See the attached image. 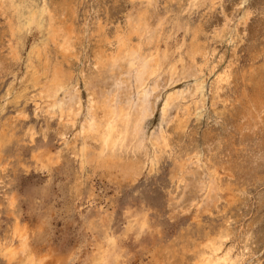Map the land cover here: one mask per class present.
I'll list each match as a JSON object with an SVG mask.
<instances>
[{
  "label": "rangeland",
  "instance_id": "1",
  "mask_svg": "<svg viewBox=\"0 0 264 264\" xmlns=\"http://www.w3.org/2000/svg\"><path fill=\"white\" fill-rule=\"evenodd\" d=\"M69 1L74 11V33L80 37L75 54L66 59L51 45L49 57H58L72 76L80 71L90 74L102 36L112 38L123 26L126 13L138 2ZM153 12L165 17L163 30L168 35V47L174 48L181 39L188 42L190 29L196 28L199 42L208 52V66H213L211 72L206 71L209 85L205 87L204 109L198 118H189L184 133L171 135L172 154L199 151L207 165L219 172L222 184L236 188L239 199L232 203L221 199L216 206L200 212H196L195 202L190 205L185 201L183 207L173 210L169 200L175 193V181L168 150L157 164H146L133 181L115 169L109 173L94 163L80 168L77 147L81 138L76 132L81 114L72 128L64 118L46 113L36 105L40 101L37 87L28 82V52L40 43L41 33L36 28L22 31L19 42L8 34V17L0 11V130H9L11 136L0 153V242L10 240L11 229L18 222L26 226L30 243L49 253L47 264H84L85 255L103 240V230L94 224L101 214L104 228L121 247L123 264H190L194 254L186 238L219 230L227 231L223 248L231 247L240 257L237 264H264V114L252 119L244 115L247 98L257 87L259 77H264V0H204L197 5L188 0H157ZM179 20L182 28L175 27ZM10 44H17L18 60L12 58ZM177 56L173 53L172 59ZM34 64L39 62L35 60ZM224 66L230 78L215 90L211 81ZM185 81L178 80L167 90L181 89ZM79 90L85 107L86 89L81 81ZM159 105L150 118L148 131L156 127ZM170 123L167 130L173 131ZM46 154L54 164L40 161ZM149 180L152 187L142 195ZM136 212H145L150 227L140 236L126 228L129 213ZM154 248L158 258L150 259ZM55 257L59 261H53ZM0 264H6L2 256Z\"/></svg>",
  "mask_w": 264,
  "mask_h": 264
},
{
  "label": "bare ground",
  "instance_id": "2",
  "mask_svg": "<svg viewBox=\"0 0 264 264\" xmlns=\"http://www.w3.org/2000/svg\"><path fill=\"white\" fill-rule=\"evenodd\" d=\"M136 1L138 6L126 13L123 26H119L113 37L102 36L103 43L97 46L91 73L80 71L73 76L58 57L54 60L49 57L51 45L57 54L66 59L75 54L74 46L80 37L74 33V11L69 0H0V11L8 17V34L19 39V42L22 31L36 28L41 33L40 43L34 44L28 52V69L24 66L28 73L25 74L28 75V82L38 89L37 99L40 101L37 107L44 108L51 116L64 118L71 126L76 124L81 114L76 129V136L81 138L77 147L80 168L86 163H94L109 173L115 169L123 178L133 181L146 164L152 167L160 155L168 150L173 163L171 177L175 181V193H171L169 200L173 210L178 206L183 207L185 201H189L190 205L195 202L196 212L209 210L221 199L232 203L239 199L236 188L231 184H222L219 172L207 165L199 151L186 150L175 155L171 151V135L179 131L184 133L189 118H198L204 109L205 87L208 84L206 71L213 70V66H208V52L199 42L198 30L192 27L188 42L181 39L177 46L169 48L165 40L168 35L165 36L163 30L165 17L153 12L157 0ZM201 1L204 0H188V3L197 5ZM175 27H183L180 20ZM98 32L102 34V29ZM84 38L86 35L83 32L82 40ZM161 42L165 43L163 47L160 46ZM10 50L12 58L18 60L17 44H10ZM173 53L178 55L175 60L172 59ZM33 58L39 62L38 65L34 64ZM229 76L227 67H222L211 81L215 90ZM178 80H186L183 88L167 90ZM79 81L86 89L85 107L82 105ZM257 81V87L245 102V114L240 112L249 119L264 114V77H259ZM159 103L158 122L156 127L153 125L154 129L148 131L150 118ZM171 110L174 111L173 115ZM170 122H173L171 130H174L169 132L167 127ZM8 132L0 130V153L11 139ZM42 160L46 164H54L48 154ZM97 217L94 224L98 230H103V240L88 256L85 255L82 259L84 264H123L120 245L115 236L108 234L104 228L101 214ZM127 219L126 228L134 230L137 236L150 228L145 212L129 213ZM227 234V231L219 230L215 234L205 232L200 237L188 235L186 244L190 243L188 246L193 248L191 252L194 254L190 264H237L240 257L233 253L231 247L223 248ZM10 237L7 243H3V240L0 242V254L6 264H47L49 253L40 251L30 243L25 225L15 222ZM152 250L150 259H157L155 252L158 250ZM53 261L59 259L55 257Z\"/></svg>",
  "mask_w": 264,
  "mask_h": 264
},
{
  "label": "snow or ice",
  "instance_id": "3",
  "mask_svg": "<svg viewBox=\"0 0 264 264\" xmlns=\"http://www.w3.org/2000/svg\"><path fill=\"white\" fill-rule=\"evenodd\" d=\"M241 8H243L244 7V5H241L240 6ZM51 137L49 136V139H50ZM41 146H43V145H41ZM141 184H143V178L141 179ZM152 187V184H151V180H149V184L146 186V188H145V192L144 193H142V195H146V191H147V189L148 188H151ZM37 195H39V193H37ZM139 199V198H138ZM146 227V226H145Z\"/></svg>",
  "mask_w": 264,
  "mask_h": 264
}]
</instances>
